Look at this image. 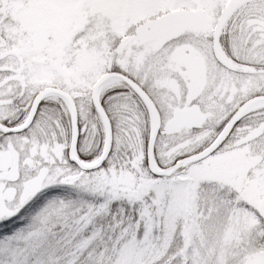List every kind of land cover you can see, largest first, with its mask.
Wrapping results in <instances>:
<instances>
[{"label":"snow or ice","instance_id":"6c2138e0","mask_svg":"<svg viewBox=\"0 0 264 264\" xmlns=\"http://www.w3.org/2000/svg\"><path fill=\"white\" fill-rule=\"evenodd\" d=\"M0 264H264V0H0Z\"/></svg>","mask_w":264,"mask_h":264}]
</instances>
